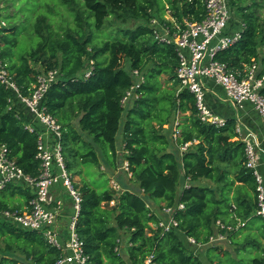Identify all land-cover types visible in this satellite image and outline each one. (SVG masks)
<instances>
[{
  "label": "trees",
  "instance_id": "16d2710c",
  "mask_svg": "<svg viewBox=\"0 0 264 264\" xmlns=\"http://www.w3.org/2000/svg\"><path fill=\"white\" fill-rule=\"evenodd\" d=\"M60 2L73 12L75 28L54 30L48 20L54 9H48L49 15L38 9L31 31L21 32V22L0 26V48L24 96L39 74L59 71L44 106L62 128L67 169L82 195L77 232L90 264H145L150 256L153 264H204L188 238L206 247L209 264H264L262 245L257 247L260 256L244 257L257 243L247 232L249 223L260 217L254 216L256 181L246 168L245 144L236 139V120H227L220 129L201 122L194 96L177 82L178 52L159 42L151 27L154 13L164 18L168 10L179 25L184 18L201 22L205 0ZM232 3L245 27L240 40L215 59L237 73L258 62L264 75V0ZM23 11L17 13L25 18ZM131 21L144 24L130 27ZM123 59L129 71L114 66ZM90 61L92 75L85 79ZM134 71L142 78L138 98L124 106L126 93L139 81ZM41 128L11 90L0 85V144L31 177L40 172L36 156ZM186 144L188 150L182 151ZM101 160L113 170L127 162L136 188L116 192L108 182L91 180ZM31 199L28 190L11 186L0 192V209L20 211L16 202ZM160 203L184 206L174 213L178 227L167 233L155 229L160 219L152 204ZM218 221L224 229L217 227ZM251 231L259 233V228ZM218 232L226 241L211 244ZM60 255L42 234L0 224V264H56Z\"/></svg>",
  "mask_w": 264,
  "mask_h": 264
},
{
  "label": "built area",
  "instance_id": "2783aa9c",
  "mask_svg": "<svg viewBox=\"0 0 264 264\" xmlns=\"http://www.w3.org/2000/svg\"><path fill=\"white\" fill-rule=\"evenodd\" d=\"M206 15L201 22H190L183 19L182 25L175 21L170 26H164L162 31L151 27L156 39L164 44L173 45L178 52L180 64L176 71V78L181 89L188 90L195 99L198 117L202 123L211 124L217 128H225L227 120L215 114L207 102V79H212L220 86L225 98L233 106L250 103L264 121V75H260L261 66L254 62L244 73L230 70L225 64L218 62L215 57L228 49L241 38L245 25L242 21L238 28L233 24V12L229 0H205ZM232 12V13H231ZM0 26H5L0 23ZM93 61H90L84 71L85 79L92 75ZM139 81L126 93L122 100L124 106L138 98L135 93L139 87V73L133 72ZM58 70H49L38 75L36 84L28 96L21 93L14 77L7 70L2 59L0 48V85L11 90L16 100H19L34 116L41 128L36 159L40 162V172L37 177L26 175L14 159L8 155L5 145L0 144V192L8 187H21L32 192V199L24 211L0 209V224L11 223L25 231L38 232L44 236L49 244L60 250L61 255L56 264H90L85 253L84 241L77 232V223L81 212L82 195L76 186L75 179L69 173L66 164L65 151L61 142L62 128L44 106V99L50 88L57 82ZM11 102H15L11 99ZM34 132L33 126H28ZM44 133L51 135V140L44 138ZM237 140L245 144L246 168L250 170L256 181L257 211L254 216L264 220V174L260 172L264 151L259 147L254 134L237 122ZM178 131H175V136ZM190 144L182 147L187 151ZM124 172L131 178L129 165L122 166ZM188 181L185 187H188ZM116 191H123V187L116 180L110 182ZM69 207L70 215L66 226V236L60 231V218ZM183 205L176 208L163 207L160 222L155 229L164 233L178 227L174 218L176 210H183ZM241 226H244L241 223ZM217 227L224 229L218 221ZM191 245L198 246L193 238H188ZM226 241L225 234L218 232L210 239V243ZM200 246V245H199ZM145 264H153V256L147 258Z\"/></svg>",
  "mask_w": 264,
  "mask_h": 264
},
{
  "label": "rangeland",
  "instance_id": "374dc122",
  "mask_svg": "<svg viewBox=\"0 0 264 264\" xmlns=\"http://www.w3.org/2000/svg\"><path fill=\"white\" fill-rule=\"evenodd\" d=\"M230 1V9H232V16L233 20L240 22L241 17L240 14L237 12V10H234L235 7L233 6L232 0ZM56 2H58V6H56ZM41 5L44 6V8L41 10ZM54 9L53 13H51L50 17H48L49 22L51 23L52 27L54 30L58 32H62L63 30L67 28H75V17L73 12L69 9V6H61L60 0H0V21L5 23V27H9L10 25H13L17 22H21L20 26V31H31L32 28V23L34 21V12L40 9V12L49 15L48 9ZM21 9H24L23 13H25V18L23 19L20 14L17 12L20 11ZM34 11V12H33ZM81 11H84V9H81ZM231 12V13H232ZM155 21H154V27L160 29L164 28L166 23H171L174 22L175 20L171 16L170 10L165 12L164 18H161L159 14L154 13ZM87 16V15H86ZM29 18V19H27ZM139 24H144L142 22H129L130 27L139 25ZM237 28V25L235 26ZM24 41V38H22ZM264 55V49L261 51V56ZM116 68H126V71L130 70V64L126 59H123L121 62L115 63L114 65ZM242 114L245 115L246 111L244 108L240 110ZM122 140V132H120L117 135V141L118 145L120 146L119 142ZM121 149V147H119ZM120 153H123V151H120ZM92 173H94L91 176V180H95L99 183H105L108 182L110 185V180H116L117 182L120 183V185L123 187V184L130 185L132 188L135 187V183L131 181L129 176L123 171L122 167H118V169L113 170L107 164L101 160V164L99 168H93ZM103 173V175H102ZM120 177V178H119ZM76 181H80V178H76ZM200 183L202 185H212L209 181L207 180H201ZM213 186V185H212ZM21 188V187H20ZM259 228V233H253L251 229H258ZM248 234L253 235V237L257 240V243H255V247H251L249 250V253L245 255L244 257L247 260H252L258 256H260L257 247L261 246L264 249V220L262 218H258L256 220H251L249 223V228L247 230ZM255 240V242H256ZM228 258V256H226Z\"/></svg>",
  "mask_w": 264,
  "mask_h": 264
},
{
  "label": "crops",
  "instance_id": "0c3cea01",
  "mask_svg": "<svg viewBox=\"0 0 264 264\" xmlns=\"http://www.w3.org/2000/svg\"><path fill=\"white\" fill-rule=\"evenodd\" d=\"M237 29V28H236ZM207 102L209 108L218 116L229 120L235 119L236 123L239 121L245 129L250 130L257 142L259 143V147L262 151H264V121L261 120L258 112L250 103H244L240 107L233 106L230 102H228L225 98V93L223 89L218 86L212 79H207ZM244 108L246 111L245 115L240 112V110ZM44 138L46 140H51V135L48 133H44ZM119 142H122L120 140ZM260 172L264 174V157L262 161V165L260 166ZM113 179L110 180V182ZM136 186V185H135ZM124 189H131L130 185L123 186ZM30 194L32 192L28 190ZM16 204L21 205V210L24 211L28 206L27 202L24 201H17ZM152 209L157 214L160 215L161 210L160 207L164 206V203H160L159 205L152 204ZM70 215L69 207L66 208V211L63 212L60 218V231L62 233V237L65 238L66 236V226L68 223V217ZM191 251L197 255L204 264H209L206 257V247L204 246H195L192 245Z\"/></svg>",
  "mask_w": 264,
  "mask_h": 264
}]
</instances>
